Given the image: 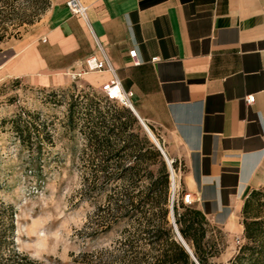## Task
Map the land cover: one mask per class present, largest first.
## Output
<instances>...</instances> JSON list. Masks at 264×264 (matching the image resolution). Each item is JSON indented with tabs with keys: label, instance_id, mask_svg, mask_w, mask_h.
<instances>
[{
	"label": "crops",
	"instance_id": "1",
	"mask_svg": "<svg viewBox=\"0 0 264 264\" xmlns=\"http://www.w3.org/2000/svg\"><path fill=\"white\" fill-rule=\"evenodd\" d=\"M66 1L50 0L5 64L25 65L18 75L82 70L87 57H101L94 33L123 90L133 91L139 124L154 128L178 163L181 199L191 193L208 238L216 228L231 237L220 250L230 260L238 252L232 236L245 241V199L264 186V0H84L93 33ZM82 75L99 89L112 78Z\"/></svg>",
	"mask_w": 264,
	"mask_h": 264
},
{
	"label": "rangeland",
	"instance_id": "2",
	"mask_svg": "<svg viewBox=\"0 0 264 264\" xmlns=\"http://www.w3.org/2000/svg\"><path fill=\"white\" fill-rule=\"evenodd\" d=\"M49 7L50 0L44 11L33 16L38 8L32 0H0V37L3 35L0 40V200L13 206L15 240L21 251L55 264H85L83 253H97L105 248L114 250L113 254L102 255L104 264L119 256L121 242L134 228L127 221H121L107 231L92 233L97 226L98 206L106 201V196L94 197L86 193L84 164L103 157L89 145L94 142L91 130H99L103 136L104 129L100 125L97 127V122L102 116L111 119L112 113L127 106L107 99L102 88L93 85L90 75H82L85 71L96 70L84 67L82 70H59L51 76L46 71L18 75L23 70L20 67L25 65L20 66L15 61L5 64L14 50L24 46L27 36L37 28ZM78 72L82 74L74 77ZM72 102L75 103L74 124L69 121ZM28 112L39 113L52 135L51 141L45 140L46 159L42 161L43 173L39 176L42 179L32 172L31 153L20 143L23 137L19 136L13 122L18 115L26 120ZM149 127L172 160L158 132ZM130 132L141 144L147 134L136 123ZM128 133L117 134L114 138L122 145ZM122 158L130 161L135 157L124 155ZM150 158L151 168L157 173L160 162L152 154ZM172 166L176 175V198L181 200L177 181L179 165L173 161ZM168 169L172 211L173 187L169 166ZM179 211H183L182 206ZM170 220L173 222L171 213ZM240 221L243 225V213ZM211 231L209 239L216 243L218 251L217 257L210 259L211 263L230 264L234 256L227 260V254H221L220 250L231 237L218 228ZM232 237L238 250L247 242L246 239L238 242L236 234Z\"/></svg>",
	"mask_w": 264,
	"mask_h": 264
},
{
	"label": "trees",
	"instance_id": "3",
	"mask_svg": "<svg viewBox=\"0 0 264 264\" xmlns=\"http://www.w3.org/2000/svg\"><path fill=\"white\" fill-rule=\"evenodd\" d=\"M32 2L38 8L33 16L49 5V0ZM2 38L3 35L0 40ZM74 106L72 102L69 113L71 124L75 119ZM27 117L29 119L25 120L18 115L13 122L15 130L23 137L20 143L31 153L29 164L32 172L39 177L43 173L42 161L46 159L45 140L51 141L52 135L39 113L28 112ZM88 123H91L90 120ZM135 123L142 128L132 110L126 107L112 113L111 119L102 116L97 122V127L100 125L104 129L101 132L103 136H100L99 130H91L94 142L89 145L103 157L84 164L85 189L90 196H106V201L98 206L97 226L92 233L107 231L121 221H127L134 228L121 242L122 252L119 256L104 264H197L179 240L174 223L170 220V172L167 163L148 134L144 135L141 144L135 140L133 132L128 133ZM121 133H128L122 145L118 138H114ZM151 154L160 162L157 173L151 168ZM124 155L135 158L126 161L122 158ZM180 206L183 207L182 212L179 211ZM173 210L179 231L198 261L212 264L210 259L218 251L208 238L206 215L201 210L184 205L181 200L174 202ZM242 213L247 242L239 248L230 264H264V189H254L249 193ZM94 253H83L82 261L85 264H103L102 255L115 251L105 248ZM0 264H55L51 260L33 258L18 248L13 206L2 200Z\"/></svg>",
	"mask_w": 264,
	"mask_h": 264
},
{
	"label": "built area",
	"instance_id": "4",
	"mask_svg": "<svg viewBox=\"0 0 264 264\" xmlns=\"http://www.w3.org/2000/svg\"><path fill=\"white\" fill-rule=\"evenodd\" d=\"M67 6L72 12L73 15L79 17L82 19L85 24L88 26V28L92 30V26L89 20L88 16V7L85 4L84 0H67ZM93 37L95 39V43L97 46L98 51L100 52V56L96 54L90 55L85 59L84 65L85 68L88 70H96V71H109L112 74V78L103 85L102 91L104 92L105 96L107 99L111 101H120L123 105L127 107H133L132 103V96H133V91H125L122 88L121 81L118 77L117 74V68L114 66L112 63L111 59L107 55L104 46L102 43L99 41L98 37L93 33ZM45 40V39H44ZM131 58L133 59V64L134 65H139L140 61L137 58V50L133 49L130 50L129 52ZM158 58L154 57L152 58L153 61H156ZM82 73H74L73 76H80ZM255 101V96L250 94L245 96V102L246 104L250 105ZM175 171L173 172V169L171 170V180L174 182V188L172 192V198H171V206H174V202L177 201L179 202V198H176V175L174 174ZM182 202L184 205H191L193 202V198L191 193H184L182 196ZM238 242L240 240L238 239Z\"/></svg>",
	"mask_w": 264,
	"mask_h": 264
},
{
	"label": "water",
	"instance_id": "5",
	"mask_svg": "<svg viewBox=\"0 0 264 264\" xmlns=\"http://www.w3.org/2000/svg\"><path fill=\"white\" fill-rule=\"evenodd\" d=\"M131 109L135 112L134 107H131ZM139 120H140L141 124L143 125L144 129L146 130L149 138L153 141V143L157 146V148L161 152L164 160L166 161V163L170 167V170H172V162L169 160V157H168L166 151L164 150V148L162 147L160 141L155 136V134L152 132V130L150 129V127L146 124V122L144 120H142L141 118H139ZM172 187L174 188V182H172ZM171 215H172V219H173V223H174V228H175V231H176V234H177L179 240L181 241V243L183 244V246L185 247V249L188 251V253L191 255V257L195 260V262L197 264H201L198 261V259L196 258V256L194 255L191 247L188 245V243L186 242V240L183 238V236L181 235V233L179 231V228H178V226H177V224L175 222L173 206H172Z\"/></svg>",
	"mask_w": 264,
	"mask_h": 264
},
{
	"label": "bare ground",
	"instance_id": "6",
	"mask_svg": "<svg viewBox=\"0 0 264 264\" xmlns=\"http://www.w3.org/2000/svg\"><path fill=\"white\" fill-rule=\"evenodd\" d=\"M170 160V159H169ZM171 161V160H170ZM172 162V161H171ZM172 169H173V166H172ZM173 172H174V169H173ZM175 174V173H174Z\"/></svg>",
	"mask_w": 264,
	"mask_h": 264
}]
</instances>
